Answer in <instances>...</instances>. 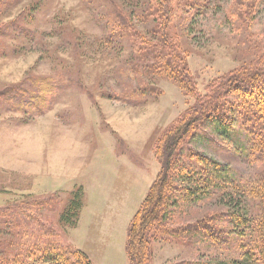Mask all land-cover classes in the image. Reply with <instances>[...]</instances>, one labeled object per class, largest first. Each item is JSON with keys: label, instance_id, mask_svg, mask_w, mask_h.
I'll list each match as a JSON object with an SVG mask.
<instances>
[{"label": "rangeland", "instance_id": "1", "mask_svg": "<svg viewBox=\"0 0 264 264\" xmlns=\"http://www.w3.org/2000/svg\"><path fill=\"white\" fill-rule=\"evenodd\" d=\"M113 1L130 16L141 35L158 44L152 19L143 18L148 15L144 12L148 5H156L155 0ZM176 1L167 34L179 48V67L186 66L182 71L188 76L183 78L191 90L160 69L145 71L146 64L155 68V58H141L140 41L129 32L127 37L132 38L112 41L103 18L107 5L98 0H0V27H5L0 34V132L9 134L2 140L4 144L0 142V163L8 167V171H0V264H44L43 256L31 259L28 243L32 241L38 243L34 249L55 243L78 249L89 259L84 248L93 255L105 251L108 258L104 262L127 264V228L160 176L166 135L181 125L197 98L212 95L264 52V0L256 2L250 16L248 8H253L255 0H191L192 5ZM230 7L233 15L227 20ZM161 57L158 62L164 65V52ZM177 60H169L175 70ZM38 80L45 82L44 87ZM41 87L43 108L25 111L18 103L22 97L18 92L38 93ZM233 132L227 140L214 127L198 124L174 160L197 172L195 153L229 167L234 178L248 180L262 174L264 158L258 163L247 161L241 143L247 148L248 140L238 126ZM51 144L53 155L45 159V148ZM19 150L31 154L14 155L10 163L9 153ZM49 154L47 149L48 158ZM55 160L60 162V171L56 181L47 180ZM60 178H68L63 183H73L72 189L60 186ZM252 189L250 186L249 191ZM227 191L237 194L236 188ZM74 194L79 207L71 216V226L67 218L59 221V216ZM238 194L246 196L242 202L250 203V212L255 213L263 203L259 207L263 213L264 199L258 203L242 189ZM223 196L212 193L191 202L181 215L180 209L175 210L173 228L200 219L216 221L219 214L221 222H205L201 231L212 233L197 234L190 242L159 237L161 231L155 232L148 264L240 260L246 242L231 235L229 213L233 210L224 204L228 198L223 202ZM6 207L13 213L5 211ZM263 234L261 230L264 251ZM200 238L204 241L197 244Z\"/></svg>", "mask_w": 264, "mask_h": 264}, {"label": "trees", "instance_id": "2", "mask_svg": "<svg viewBox=\"0 0 264 264\" xmlns=\"http://www.w3.org/2000/svg\"><path fill=\"white\" fill-rule=\"evenodd\" d=\"M107 5L106 12L103 16L106 29L113 36L114 39H129L134 38L140 41L138 50L143 52L141 58H155L153 66L146 64L144 70L152 72L153 70L160 69L163 74L169 73L172 79L181 84L186 90H191L192 87L186 78L188 76L186 66L182 69L179 67L180 51L177 44H174L170 36L167 34V25L171 17L172 8L175 0H155L153 3L156 5H148L149 10H145L146 16L143 18L147 21L150 18L153 21L152 32L158 38V44H153L148 41L145 36L141 35L135 27L131 24V18L119 5L113 0H98ZM262 1V0H261ZM260 2L255 0L254 6L248 8L249 16L254 12V7ZM176 3H179L178 0ZM189 3L192 5L191 0H184V4ZM218 5V4H217ZM242 5V4H238ZM231 7L226 11L227 20L233 15ZM142 17V15H140ZM5 30V27H0V34ZM132 37H127V33ZM164 52V65L158 62L163 59L162 53ZM139 54L140 52L137 51ZM261 52L259 51L258 54ZM156 56V57H155ZM258 56V55H257ZM171 59L177 60V69L170 64ZM257 61V62H256ZM256 62V63H254ZM251 66L241 71L239 74L233 76L227 84H222L211 94L203 98H197L191 113L180 123L181 125L172 130L166 135L162 142L163 150L162 157L160 158L161 173L152 189L148 191L145 200L141 204L139 210L131 219L127 228V240L125 245V255L128 264H148L151 258L150 246L154 242L153 236L155 232L161 231L158 235L171 236L187 240L190 242L200 233H212L207 230L201 231V225L211 224L212 222H221V214L213 218L204 220H197L181 224L175 228L171 227V223L175 222V210L181 215L183 207L195 203L209 195L221 192L223 194V202L225 196L228 201L224 204L229 205L233 210L230 214L229 226H231L230 233L239 239L244 240L243 253L240 260L235 259L230 262H223L222 264H262L264 263V251L261 248L260 236L261 230H264V210L260 213L257 205V210L254 212L249 211V204L243 201L244 195L238 194L241 191L248 196H254L258 203L264 199V172L258 174L253 178L238 177L234 178L233 170L227 166L217 165L212 161L204 158L201 155L193 153L194 160L199 166L194 167L197 172H190L191 166L184 164H177L174 156L180 152V145L188 136H192L194 126L198 124H207L214 127V131L227 140L231 139L234 128L238 126L244 132V139L248 140V147L243 148V157L251 163V161L258 163L262 162L264 158V52L257 57ZM170 64V67H169ZM138 68V67H137ZM39 86L45 85L43 80H38ZM49 85V84H48ZM41 87L38 93L24 94L19 91L22 97L19 98L18 103L24 108L25 111L36 110L43 108L44 104V89ZM139 90L143 91L142 88ZM26 96L28 99H25ZM211 97V98H210ZM20 106V105H19ZM233 128V130H232ZM246 179V180H245ZM175 181L177 185L170 183ZM180 183V184H179ZM234 186V187H233ZM253 189L249 191V187ZM237 189L235 196L227 194V190ZM175 191V192H174ZM234 194V193H233ZM73 201H70L65 210L59 216V221L67 218V224L73 226L71 216L76 215L79 207L77 202V194H74ZM234 200L236 201L234 203ZM257 203V204H258ZM216 207L220 206L218 204ZM228 211H231L227 209ZM5 211L13 213L9 207ZM4 215V214H3ZM74 215V216H75ZM228 216V215H227ZM74 219V218H73ZM70 220V221H68ZM263 223V225H261ZM16 226V225H14ZM158 226V227H157ZM262 226V227H260ZM260 227V228H259ZM179 228V229H177ZM258 228V229H257ZM171 229V230H169ZM167 230V231H166ZM182 231H185L182 232ZM167 232V233H166ZM162 236V237H163ZM208 238L211 235H207ZM264 242V234L262 235ZM204 239L200 238L197 242L201 243ZM38 243L32 241L28 245L31 247L29 253L31 259H38L43 256L44 264H92L91 260L85 253L78 249H72L70 246L68 251L60 247L58 244L49 243L43 245L40 249H34ZM61 245V244H60ZM63 246V245H62ZM43 252L45 254H43ZM20 252L17 253L19 257ZM62 256L63 259H60ZM26 259V258H24ZM75 259V262L72 261ZM16 258L14 262H16ZM23 261V257H22ZM178 264H198L196 263H178ZM215 264H219L216 263Z\"/></svg>", "mask_w": 264, "mask_h": 264}, {"label": "crops", "instance_id": "3", "mask_svg": "<svg viewBox=\"0 0 264 264\" xmlns=\"http://www.w3.org/2000/svg\"><path fill=\"white\" fill-rule=\"evenodd\" d=\"M9 134H7V131H3V132H0V136H1V138H0V142H2L3 143V138H6L7 136H8ZM13 143V142H12ZM4 144V143H3ZM25 145V142H23V143H19L18 144V149H20L21 150V148H22V146H24ZM35 145H37L36 143H34V146ZM0 147H3V145H1ZM53 147H54V145L53 144H51V145H49V146H46V148H45V151H44V154H43V157L45 158V159H51V157H52V155H53ZM47 149H49L50 150V154H49V158H48V156H46L45 155V152L47 151ZM19 150V151H20ZM21 153V154H20ZM20 153L18 152V151H13V152H10L9 154H10V156L8 157L9 158V161H10V163H13L14 161V159H13V157H14V155L16 156V155H22L23 157H28L30 154H31V152L29 151V150H27V151H24V150H22V151H20ZM8 158L6 159V160H8ZM45 159H42L41 160V163H45V164H47L48 165V162L45 160ZM33 160V159H32ZM9 161L7 162L8 163V165H9ZM0 162H2V159L0 158ZM33 163L36 165L37 163L35 162V160H33ZM49 165H51L50 163H49ZM60 162H59V160H58V163L56 162V160L54 161V163L52 164V172H49L48 174H49V176H50V178H47V180H49V179H52V181H56V176L58 175V173H59V171H60ZM3 170H7L8 171V167H6V166H3L1 163H0V171H3ZM10 170V169H9ZM16 172H19V169H17V171ZM21 174H23V172L21 171ZM27 176H29L28 174H26ZM22 176H24V175H22ZM61 180H59V184H60V186H62L65 190H71L72 189V187H73V183H69V184H65V183H63V181L64 182H66L67 181V179L68 178H65V179H62V178H60ZM87 179V178H86ZM58 181V180H57ZM68 181H72V180H68ZM75 181H77V180H75ZM85 183V182H84ZM55 185H56V183H54ZM82 223L83 224H80V227H82V229H84V226H86V224H85V222H84V220H82ZM82 249V248H81ZM86 251H87V253H88V255H89V257H90V259L92 260V264H94V262H95V264H111L109 261H107V262H104L105 260V258L107 259L108 258V256H106L105 254H104V252L105 251H102V253L101 252H99V253H97V252H95L97 255H93L92 254V252L90 251V250H87L86 248H84ZM124 254H125V242H124ZM125 257H126V255H125ZM127 261V260H126ZM127 264H128V262H127Z\"/></svg>", "mask_w": 264, "mask_h": 264}]
</instances>
